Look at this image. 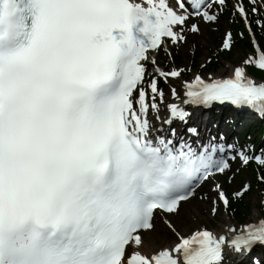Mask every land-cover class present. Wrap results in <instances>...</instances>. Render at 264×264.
I'll list each match as a JSON object with an SVG mask.
<instances>
[{"label": "snow or ice", "instance_id": "obj_1", "mask_svg": "<svg viewBox=\"0 0 264 264\" xmlns=\"http://www.w3.org/2000/svg\"><path fill=\"white\" fill-rule=\"evenodd\" d=\"M178 8L169 0H0V264H224L225 247L236 255L264 247V216L220 236L207 228L184 236L168 218L213 175L231 171L230 161L255 163L264 184V149L223 134L201 138L195 126L152 134L149 110L160 119L164 92L155 75L145 87L146 65L165 81L182 70L159 68L149 50L186 43L188 30L200 31L189 19L218 22L229 0H178ZM231 14L250 33L251 16L264 30V0H235ZM232 46L228 32L222 50ZM253 50L244 64L264 70L255 37ZM172 95L179 98L175 88ZM214 102L264 117V83L244 67L233 78L197 74L185 82L183 106L167 105L164 123L186 124V106ZM250 190L246 183L232 195ZM211 193L200 196L210 215L231 207L220 183ZM158 211L178 243L150 250L145 236Z\"/></svg>", "mask_w": 264, "mask_h": 264}, {"label": "rangeland", "instance_id": "obj_2", "mask_svg": "<svg viewBox=\"0 0 264 264\" xmlns=\"http://www.w3.org/2000/svg\"><path fill=\"white\" fill-rule=\"evenodd\" d=\"M199 28L200 31H198L196 35L190 38L189 45H187L186 47H183L181 44L176 45V48L179 50L182 58L181 60L182 74L180 78L169 77L167 81H164L167 86V92L164 96V102L160 103L161 104L160 108L162 110H166L165 105L168 103L167 101L169 98V94L172 93L173 88L176 89L178 94L183 95V91H184L183 86L185 82H190V79H192V77L197 74L201 75L205 80L209 79V75H211V78L229 77L232 69L247 65L244 64V61L249 56L252 55L251 51L249 50L244 53L234 51L231 57L220 61L218 65L219 68L217 69L216 72L210 70L209 72L204 71L206 67H204V69H201L202 65L204 66L205 64H207L209 58L212 56L213 53L217 52V50L219 49H222V44L227 33V26L223 25L222 19L219 17L218 22L215 23L203 22L200 23ZM220 29H222L220 40L223 39V41H220L219 39L218 41H214ZM223 68L224 70L222 71ZM183 74L185 75V77L183 76ZM182 95H180L179 97H181ZM247 124L248 123H245L244 125L242 124L239 130H242L243 127H245ZM240 176L242 175H240L236 171H233L232 174L231 173L225 174L224 176L219 177L208 184H205L202 187V191L204 192V194L210 193L212 195H215V193H211V189L215 186L216 183H220L223 186L226 193L229 195V198L231 200L232 194L235 191L241 189V187L247 183L248 178L245 180L243 179V181L241 182ZM227 188H229V190ZM245 200L246 203H248L250 206V216L244 221L242 222L239 221L238 223H235L234 221H231L230 219L227 218V215L225 213L226 209L223 207V205L220 206L219 216L210 215L209 214V208L211 207L210 203L207 200H201L200 197H197L194 203L184 205L182 208L179 209V212L177 214H172L168 218L172 220V222L177 226V228L185 229L180 231L181 234L184 236H188L192 231L202 228H207L208 230L215 232L216 231L215 229H217L219 225L222 226L228 224L229 226L235 225L239 227L241 225L247 224L248 222H254L253 216L257 219L260 218L259 210H261L262 204L257 191H253L248 195H246ZM197 207H199V210L200 212H202L203 217L202 219H200L201 221H198L195 224H190L188 222L189 219L188 216H193L194 214H196L198 212ZM157 223L154 232H156L157 229L159 228V225ZM178 223H180L181 226H178L179 225ZM158 236L160 237L161 235ZM160 238L161 239H159V241L161 243L159 245L175 244L177 241V238L175 236L173 237V240L169 243L167 239H164L162 236ZM261 259L264 260V257H262Z\"/></svg>", "mask_w": 264, "mask_h": 264}, {"label": "bare ground", "instance_id": "obj_3", "mask_svg": "<svg viewBox=\"0 0 264 264\" xmlns=\"http://www.w3.org/2000/svg\"><path fill=\"white\" fill-rule=\"evenodd\" d=\"M196 34V32L195 33H193V32H187V42L186 43H183V44H188L189 43V36H194ZM222 50V49H221ZM223 52H225V50H222ZM175 57H177V68H179V69H182L181 68V60H182V58H181V54H178L177 56H175ZM214 59L216 60V62H218L219 61V57L217 56V55H212L210 58H209V61L207 62V64H205L201 69H204V67H206V69H209L210 67H212L213 65H212V63L214 62ZM205 69V70H206ZM224 70V68L222 69V71ZM232 71V74L230 75L231 77L233 76V71H234V69H232L231 70ZM195 77V76H194ZM194 77L191 79V81H193L194 80ZM184 93H185V86H184ZM177 105H181V106H183L182 105V102H178L177 103ZM195 111V110H194ZM195 113V112H194ZM161 114V112L158 114V115H160ZM195 114H200V113H195ZM192 117H194L193 119H191V120H194L195 118L196 119H201V120H199L198 122H203V121H207V120H209V121H211L212 122V125H213V127H217V123H214V121L211 119V117L210 116H207L206 114H204V115H195V116H192ZM156 119H157V116H156ZM216 120H218V118H215ZM192 122V121H191ZM223 122V121H222ZM223 125H224V123H223ZM171 127V126H170ZM221 128H223V126H221L220 128H218V129H211V133L212 134H216L217 132H219V131H221L222 129ZM206 131H208V126H207V124L205 123V128H204ZM157 130H158V132H164L165 134H168V132L170 131L169 129H167V126H166V124L164 123V124H162L160 127H158L157 128ZM180 131V130H179ZM228 190H229V188H227ZM227 190V191H228ZM197 209H198V212L196 213V211H195V213L196 214H194L193 216H188V222L190 223V224H195V223H197L198 221H201L200 219H202V217H203V215H202V212H200V210H199V207H197ZM253 218H255L254 216H253ZM255 220H256V218H255ZM158 222H159V228L157 229V231L156 232H154V233H148V234H146V236H145V240L147 241V243H148V248L150 249V250H152V249H156V248H158V247H160V246H168L169 244H164V245H159L161 242L159 241V239H161L160 237L162 236L164 239H167V241H168V243L169 242H171L172 240H173V237H174V235H172V234H170L169 232H168V229L165 227V225H164V223H163V221L161 220V219H159L158 220ZM179 225L178 226H181L180 225V223H178ZM228 226V225H227ZM226 225H219L218 227H217V229H215L216 231L215 232H217V233H219V234H216V233H213L214 235H216V236H220V235H230L229 233H228V231H227V229L229 228V227H227ZM179 230L181 229V228H178ZM182 230H185V229H181L180 231H182ZM158 235H161L160 237L158 236ZM170 245H172V244H170ZM174 246V245H173ZM226 248V252H227V250H228V248L227 247H225ZM258 257H260V256H257V259H259ZM254 258V257H253ZM256 259V260H257ZM236 260V261H235ZM250 260V259H249ZM260 260V259H259ZM251 261H255V260H251ZM238 262H240V259L237 257V256H232V257H230V258H228V254H226L225 255V259H224V264L226 263V264H238Z\"/></svg>", "mask_w": 264, "mask_h": 264}, {"label": "trees", "instance_id": "obj_4", "mask_svg": "<svg viewBox=\"0 0 264 264\" xmlns=\"http://www.w3.org/2000/svg\"><path fill=\"white\" fill-rule=\"evenodd\" d=\"M243 36L239 37L237 34H234L235 39H234L233 45H234L235 49L245 50L248 47V43H246L247 42V36L244 34V32H243ZM229 55H227V56H229ZM214 62H216V60ZM255 73L258 76V78H260L262 81H264V72H257L256 71ZM262 191L264 194V188L262 189ZM247 208L248 207L244 204V202L240 200L238 202H235L231 206V211H232L231 214L235 217H238L241 213H243V211H245V213H246Z\"/></svg>", "mask_w": 264, "mask_h": 264}]
</instances>
